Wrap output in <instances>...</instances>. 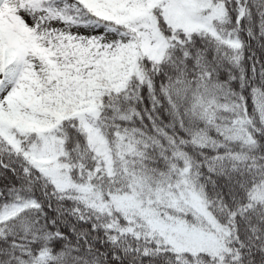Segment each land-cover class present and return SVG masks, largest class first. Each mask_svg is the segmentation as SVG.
Listing matches in <instances>:
<instances>
[{"label": "snow or ice", "instance_id": "6c2138e0", "mask_svg": "<svg viewBox=\"0 0 264 264\" xmlns=\"http://www.w3.org/2000/svg\"><path fill=\"white\" fill-rule=\"evenodd\" d=\"M0 264H264V0H0Z\"/></svg>", "mask_w": 264, "mask_h": 264}]
</instances>
